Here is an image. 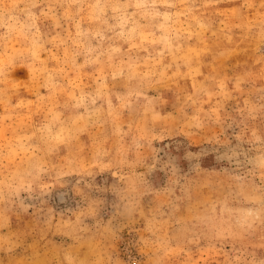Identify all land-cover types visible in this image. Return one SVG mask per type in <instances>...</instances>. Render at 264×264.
Here are the masks:
<instances>
[{
    "label": "rangeland",
    "instance_id": "rangeland-1",
    "mask_svg": "<svg viewBox=\"0 0 264 264\" xmlns=\"http://www.w3.org/2000/svg\"><path fill=\"white\" fill-rule=\"evenodd\" d=\"M0 264H264V0H0Z\"/></svg>",
    "mask_w": 264,
    "mask_h": 264
}]
</instances>
